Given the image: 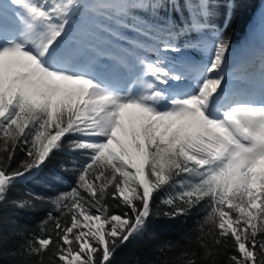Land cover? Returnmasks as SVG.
Listing matches in <instances>:
<instances>
[{
    "label": "snow or ice",
    "instance_id": "obj_1",
    "mask_svg": "<svg viewBox=\"0 0 264 264\" xmlns=\"http://www.w3.org/2000/svg\"><path fill=\"white\" fill-rule=\"evenodd\" d=\"M216 15L213 0H0V210L51 205L4 264H114L154 217L203 210L151 264H264V45L231 62ZM54 164L70 190L9 197Z\"/></svg>",
    "mask_w": 264,
    "mask_h": 264
},
{
    "label": "trees",
    "instance_id": "obj_2",
    "mask_svg": "<svg viewBox=\"0 0 264 264\" xmlns=\"http://www.w3.org/2000/svg\"><path fill=\"white\" fill-rule=\"evenodd\" d=\"M217 8V15L213 18L217 27L220 28L229 38L232 52L235 46H243L244 51L260 47L264 43V0H213ZM235 3L238 7H234L231 12L228 10V4ZM226 13L230 15L227 25L222 21L225 19ZM250 37L254 41L248 42ZM170 55H175L171 54ZM196 58L201 57L198 52H193ZM200 59V58H199ZM234 54L230 56V61L234 63ZM2 144V142H0ZM4 155V153H0ZM22 153H17V159L22 158ZM79 163H83L85 157L77 158ZM63 157L60 158V161ZM75 174L69 169L63 171L57 165L49 166L40 176L38 180L30 179L18 183L15 189L9 193L10 198H28L30 194L43 196L47 200L52 199L55 195L62 191H68L75 186ZM107 202L113 213L119 214L122 209L116 207L118 201L107 198ZM158 202V201H157ZM51 205L48 203H37L34 209L21 210L8 207L0 210V252L19 247L24 242L26 236H30L34 231L39 232L41 222L46 219L47 213ZM207 210L194 213L193 217H178L170 220L165 217L153 218L149 230L141 238H138L123 247L115 257L114 264H151L159 256V245L166 242L176 243L181 241V237L196 227L197 221H202ZM211 225H205L209 228ZM179 252V248L176 249ZM228 255L235 254L233 249H228ZM9 257L0 258V264H4ZM15 264H28L25 260L17 259Z\"/></svg>",
    "mask_w": 264,
    "mask_h": 264
},
{
    "label": "rangeland",
    "instance_id": "obj_3",
    "mask_svg": "<svg viewBox=\"0 0 264 264\" xmlns=\"http://www.w3.org/2000/svg\"><path fill=\"white\" fill-rule=\"evenodd\" d=\"M250 41H254V38L253 37H250L249 39H248V42H250ZM263 45H264V43H263ZM255 46H257V48H256V50L258 51L261 47H260V45H255ZM249 49V48H248ZM251 49V48H250ZM244 50H245V48L242 46H235V48H234V51L232 52V54H231V56L234 54V56H235V58H237V54H239V53H241V52H244ZM201 54V53H200ZM201 56H202V54H201ZM195 57V56H194ZM196 58V57H195ZM199 58H201V57H199ZM199 58H196V59H199ZM236 60V59H235ZM235 62V61H234Z\"/></svg>",
    "mask_w": 264,
    "mask_h": 264
}]
</instances>
